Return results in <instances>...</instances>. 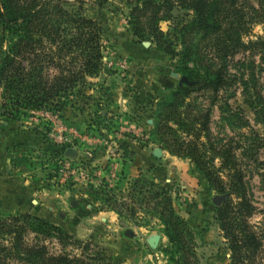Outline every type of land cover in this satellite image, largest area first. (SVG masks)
<instances>
[{"label": "trees", "instance_id": "obj_1", "mask_svg": "<svg viewBox=\"0 0 264 264\" xmlns=\"http://www.w3.org/2000/svg\"><path fill=\"white\" fill-rule=\"evenodd\" d=\"M86 1L100 6L105 0H0L4 44L0 55L1 120H21L42 108L54 112L70 106V95L90 84L87 77L107 69L102 61L100 24L82 12ZM126 1L125 22L131 35L136 40L149 39L175 55L176 70L184 77L156 100L152 131L163 148L187 157L207 186L224 195L213 210L229 250L228 264H264L263 235L249 221L255 205L244 159L251 147L254 150L264 144V84L260 80L264 71V0ZM174 5L188 9L190 16L169 33L158 22L168 17ZM255 23L261 32L247 38ZM235 92L241 94L261 131L253 130L239 104L229 105L224 99L218 104L221 117L232 120L237 129L248 127L251 135L250 141L236 140L232 145L220 137L211 139L209 120L217 98ZM197 93L206 96L204 107L196 104ZM176 130L191 138L177 135ZM125 181L128 197L144 191L146 181L141 176ZM148 184L154 188L147 197L154 199L152 209L170 243L165 250L168 260L193 264L191 232L173 210L168 188L152 181ZM88 186L90 194L104 203L97 210H112L122 222L128 204L115 197L110 187ZM128 211L133 213L131 207ZM28 232L41 237L54 232L62 241L71 237L63 228L28 211L0 213V264L11 260L15 264H92L64 252L49 253L40 240L28 241Z\"/></svg>", "mask_w": 264, "mask_h": 264}, {"label": "rangeland", "instance_id": "obj_2", "mask_svg": "<svg viewBox=\"0 0 264 264\" xmlns=\"http://www.w3.org/2000/svg\"><path fill=\"white\" fill-rule=\"evenodd\" d=\"M128 8L126 0H105L100 6L83 3V14L100 24L107 69L87 77L90 84L70 95L72 105L54 112L42 108L21 120L0 119V213L28 211L67 231L71 237L65 241L54 232L45 237L26 234L28 241L43 242L49 253L64 252L92 264H171L165 252L170 243L152 209L154 199L147 197L154 188L148 184L152 181L168 188L173 210L191 232L192 263L228 264L229 250L214 217L217 204L212 202L221 193L207 186L187 157L163 148L152 131L156 100L183 80L175 67L176 56L149 39L136 40L125 22ZM189 16L188 9L174 5L158 24L171 33ZM260 32L255 23L246 37ZM3 47L0 37V55ZM260 80L264 84V71ZM195 96L196 104L204 107V93ZM224 99L229 105L239 104L253 130L261 131L241 94L226 98L221 94L210 110L211 139L220 137L232 145L236 140L250 141L248 127L237 129L232 120L221 117L218 104ZM176 134L191 138L180 130ZM68 146L74 148V156L64 154ZM154 147L160 148L159 156L152 154ZM251 148L244 156L255 205L249 221L264 242V144ZM217 165L214 158L213 166ZM138 175L146 181L144 191L128 197L125 180ZM88 185L110 187L128 204L122 222L112 210H97L104 203L90 194ZM154 233L159 239L150 248L146 239Z\"/></svg>", "mask_w": 264, "mask_h": 264}, {"label": "water", "instance_id": "obj_3", "mask_svg": "<svg viewBox=\"0 0 264 264\" xmlns=\"http://www.w3.org/2000/svg\"><path fill=\"white\" fill-rule=\"evenodd\" d=\"M143 43H145V42L143 41ZM183 80H184V77H183ZM151 152H152V154L154 156H159L161 150L158 147H154L151 150ZM64 154H66L67 156H74L75 155V150H74L73 147L68 146V147H66L64 149ZM223 196H224L223 194L214 195L212 197V202H214L215 204H218L220 202V200L223 198ZM158 239H159V235L157 233H154V234H151V235H149L147 237L146 242H147V244L149 245L150 248H154L156 246V244H157Z\"/></svg>", "mask_w": 264, "mask_h": 264}, {"label": "built area", "instance_id": "obj_4", "mask_svg": "<svg viewBox=\"0 0 264 264\" xmlns=\"http://www.w3.org/2000/svg\"><path fill=\"white\" fill-rule=\"evenodd\" d=\"M79 174L82 176V173L79 171Z\"/></svg>", "mask_w": 264, "mask_h": 264}]
</instances>
